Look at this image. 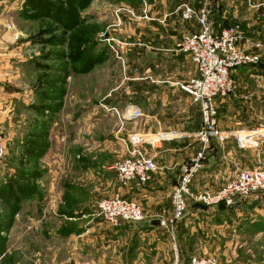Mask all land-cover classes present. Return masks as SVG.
<instances>
[{
	"label": "crops",
	"instance_id": "crops-1",
	"mask_svg": "<svg viewBox=\"0 0 264 264\" xmlns=\"http://www.w3.org/2000/svg\"><path fill=\"white\" fill-rule=\"evenodd\" d=\"M87 1L93 2L86 0L85 3ZM201 1H125L124 3L128 4L137 16L144 19L141 22L136 20L129 22L125 30H116L115 33L120 40L129 43L127 67L130 81L134 86V94L112 108L116 109L119 118L121 114L127 115V124L122 127L127 126L131 131L126 140L116 144L124 151L126 158L135 150H142L154 159L157 171L146 183L134 181L124 187L114 183L112 191L109 188L111 195L108 198L120 195L137 202L149 217L148 220L162 222L160 228H151L142 223L131 222H124L116 227L95 214L87 215V212H90L87 203L90 195L86 184H79L76 188L67 183L68 179L63 182L62 189L54 188V184L57 185L56 180L59 179L54 172L49 178L54 184L48 191V195H53L52 202L44 208L40 205L42 196L45 195L39 193L37 189L33 190L28 179H36L44 173L41 171V164L48 163L47 158L52 154V150L54 153V146L59 145L60 140L65 141L70 131L69 125L60 126L58 123L65 115L70 117L69 107L66 108L70 93L66 94L65 89L57 91V82L54 79L57 74L61 79L59 84L66 83L71 61L69 45L63 39L62 44L56 46L58 47L56 51H51L50 54L42 53L40 56L42 45L38 42L37 34L39 22L40 20L50 22V19L60 11L59 8L54 12L56 7L52 0H0V130H7L15 149L13 159L3 161L5 166L14 167V191L11 192L9 199L4 198L2 201L14 216H19L18 213L24 211V203L27 201L31 205L25 208L40 215L42 212L45 213L43 219L40 218L41 220L31 224L30 229H34L31 231L34 239L40 238L39 242L48 246L47 264H173L176 259L189 261L197 257L202 250V252L214 250L217 242H225V234L231 232L227 223L234 224L231 222L238 221L239 227L243 225L242 220H246V216L241 210L245 212L251 207L258 209L259 205L253 206L239 201L238 204H222L212 208L201 204L192 207L189 204L186 218L176 225L174 239L165 226L173 218L172 190L177 185L183 168L197 156L201 147L190 137L191 132L195 129L199 131L200 126L190 128L187 120L183 122V107L178 108L182 103V97L190 102L188 104L197 110L200 117L201 114L199 107L181 90L184 79L197 75L196 67L190 58L177 50L176 41L178 35L181 37V31L175 29L169 32L168 29L162 30L160 25L164 24L166 27L168 21L181 20L180 5L189 4L194 10H200ZM212 2V14L209 18L212 30L219 33L231 26L242 25L243 28L239 26L244 32L245 39L238 45V49L259 58V48L262 46L255 36L264 35V0H212ZM163 6L167 8L165 12H162ZM159 16L162 17L160 24L156 23L155 19ZM56 23L57 26L62 25L64 29H70V19L65 16ZM188 24L189 32L199 33L195 21ZM95 52L98 53L97 50ZM55 61L59 64L57 68L53 67ZM188 62L190 66H187ZM150 68H162V75H148ZM259 79L236 73L234 83L246 85L253 81L257 84ZM45 88L47 93H43ZM51 93H57L60 97L55 98ZM236 97L244 98L241 93ZM42 100H45L43 105ZM168 100H174L172 115ZM231 103L217 100V108L221 107V116L226 117L219 119V126L224 131L244 132L247 130L246 127H251L241 124L240 117L244 109L235 107L238 111V119L235 121L236 111ZM185 109L187 112L190 111L188 107ZM84 110L85 107L84 109L80 107L78 112L85 114ZM49 115L52 116V123H48ZM80 127L79 123L78 130L85 134L86 128ZM121 131L122 129L120 133ZM133 138L142 141L133 144L131 141ZM82 147H78L77 153L69 151L65 152V155L71 157V153L77 154L73 163L75 170L84 173L85 177L90 174L97 179L104 173L100 168H96L98 171L93 169L94 173L87 172L85 165L87 160L80 155ZM84 147L83 151L86 152V145ZM242 147L244 146L235 141H227L221 145L212 143L205 151L203 169L194 180L193 191L200 192L212 186L219 188L211 184L220 185L221 181L232 176L233 169L240 166L241 155L245 154V151H241L244 149ZM46 171L48 173V169ZM228 172L231 174L228 177L224 176ZM113 174L115 175V172ZM3 190L1 192L5 195L6 189ZM258 223L260 224L258 230H255V223L250 227L255 233L261 234L264 231L263 225L260 221ZM1 226L0 229L4 231L12 227L9 223ZM202 234H205V240H202ZM2 236L0 235V247L5 250L7 239L1 238ZM193 248L194 251H191Z\"/></svg>",
	"mask_w": 264,
	"mask_h": 264
},
{
	"label": "rangeland",
	"instance_id": "rangeland-1",
	"mask_svg": "<svg viewBox=\"0 0 264 264\" xmlns=\"http://www.w3.org/2000/svg\"><path fill=\"white\" fill-rule=\"evenodd\" d=\"M125 1L130 0H93L92 3H90L91 1L85 3L86 0H52V4L56 7L54 12L60 8L59 13H56L50 19V22L46 20H40L39 22V31L37 34L38 42L42 45L40 47V56H42V53L50 54L51 51H56L58 49L56 46L62 44V40L64 39L69 45V56L71 60L69 63V75L65 79V85H62V83L59 84L61 79L57 74L54 77L55 82H57V91L65 89L66 94L70 93L68 94L70 99L67 101L68 105H66V108L69 107L70 117L68 118L65 115L58 122L60 126L63 124L69 125L70 131L65 137V141L60 140L61 143L54 146V153L52 150V154L47 158L48 163L43 162L44 164H41L40 168L44 173H41L36 179H28V182L31 181L33 190L37 189L39 193L45 195L42 196V201L40 202L43 208L52 202L53 195H48V191L52 189V185L54 184L49 179L53 172L59 178L56 180L57 185L54 184V188L59 187V189H62L64 187L63 182L68 179L67 183L72 184L76 188L79 187V184H86L90 195L87 198V203L90 206V212H87V215H97L98 203L111 195L110 192L114 187V183L124 187L117 183L115 175L113 174L114 171L111 168L117 164L116 162L126 158L124 151L116 143L121 140H126L131 131L127 126L122 127L127 124V115L121 114V118H119L112 108L113 106L116 107L123 99L132 96L134 94V86L130 81V73L127 67V46L129 43L120 40L115 33L116 30H125L129 22L134 20L141 22L144 19V17L137 16L132 11L133 9L124 3ZM212 4V0H202L201 8L198 11L194 10L189 4L180 5L181 20H167L169 24L167 23L166 25L168 26L165 27L164 24H161V29H168L169 32L175 31V29L181 31V37L179 38L178 35L176 41L179 44L185 36L196 34L193 31L189 32L190 25L188 23H191V21H195L199 30H202L199 21L202 12L206 13L208 22H210L209 18L212 14ZM186 6L194 12L191 19L184 17ZM161 8L162 12H165L167 9L164 6ZM62 16L70 19V29H64L62 25L57 26L58 23L56 22ZM160 18L162 17H155L156 23L162 21ZM240 26L242 27V25ZM255 37L262 46V48H259L258 53L260 55L259 62L256 65L238 67L233 71V92L224 99V102L231 101L232 103L230 105L232 107L244 109L240 117L242 118L241 124L251 126L246 127L247 130L244 132L264 130V35ZM28 41H30V37ZM95 50H97V54H95ZM48 56L50 57V55ZM58 65V62L55 61L53 67L57 68ZM187 66H190L189 62ZM236 73L244 77H256L260 79L257 80V84L252 81L249 82L250 84L236 85L234 83ZM148 75L160 76L162 75V68H150ZM190 79H184L182 85ZM43 93H47L46 88ZM240 93L243 94L244 98L239 97L237 99L236 95L240 96ZM51 96L55 98L60 97L57 93H51ZM182 99V103L178 108L183 107V122L187 120V125L190 128H196L197 125L201 128L202 121L197 110L188 104L190 102L185 97H182ZM44 102L45 100H42L41 104H45ZM168 103L171 104L170 114L172 115L174 113V107L172 106L174 100H168ZM80 107L81 109L85 107L86 110L83 111L85 114L78 112ZM186 107L190 109L189 112L186 111ZM236 108L234 114L235 121L238 119V111ZM220 109L221 107L219 106L217 108V111H219L218 120L222 117L226 118L225 116H221ZM228 116L230 117V115ZM49 117L48 123H52V116L49 115ZM247 121L248 123H246ZM79 123L81 127L84 126L86 128L85 134L78 130ZM241 128L245 129V127ZM120 129H122L121 133ZM195 130L197 131V129ZM195 130L192 132L196 133ZM6 131L0 130L6 149L5 158L0 162V228L4 223H9L12 227L8 231L0 229V235H3L1 238L7 239V243L4 245L5 250L0 247V258L2 259L0 264H47L48 246L45 243L39 242L41 240L40 238L34 239L31 233L34 229H30L31 224L43 219L45 213L42 212L40 215L37 212L31 211L29 208H25L31 205L27 201L24 203V211H20L18 213L19 216H14L8 211L4 205L5 203L2 201L4 198H10L13 193L12 191H14L15 183L14 167L5 166L3 163V161L13 159L15 151L12 142H10L9 134ZM192 132L191 134H194ZM85 145L87 148L86 152L83 151ZM79 146H83L80 155L81 158L84 157L87 160L85 164L87 172L92 171L94 173L93 169L98 171V168L101 169L100 171H103L104 174L101 173L102 175L97 179L90 174L85 177L83 175L84 173H80L73 167V163L76 161L75 155H77L75 153H77L76 151ZM242 148L244 149H241V151H245V154L241 155L239 160L240 166H236L233 169L234 173L232 172V176L225 179V181H221L220 185L211 184L219 188L212 186L206 189L218 191L230 182L240 169L264 170V142L254 141V143L244 144ZM201 149L202 146L200 147V151ZM69 151L75 152L74 155L71 153V157L66 156L65 152ZM63 156L64 160H62ZM47 169L48 173L46 171ZM230 174L231 172H228L224 176L228 177ZM193 186L195 187V184ZM109 188H111V191ZM201 188L199 185V189ZM3 189H6L7 193L5 195L1 192L4 191ZM234 203L238 204L236 200H233L232 204ZM246 203L249 205L253 204V206L259 205L258 209L257 207H251L250 209H246L245 212L241 210V213L246 216V220H242L243 225L241 224L239 227L238 221L231 222L234 224L227 223L229 225V231L231 232L225 234V242H217L214 245L215 249L212 251L202 252V250L198 254L196 253L197 257L211 258L218 264H264V231L258 234L250 227L252 226L251 224L255 223V230H258L257 227L260 225L258 222L260 221L264 230V191L253 196ZM194 204L190 203V206H199ZM186 215L179 223L183 222ZM204 235L202 234V240H205ZM226 243L227 245H225ZM199 250L201 249L199 248ZM191 251H194V248Z\"/></svg>",
	"mask_w": 264,
	"mask_h": 264
},
{
	"label": "built area",
	"instance_id": "built-area-1",
	"mask_svg": "<svg viewBox=\"0 0 264 264\" xmlns=\"http://www.w3.org/2000/svg\"><path fill=\"white\" fill-rule=\"evenodd\" d=\"M193 15L192 9L186 6L184 17L191 19ZM199 21L202 30L198 34L185 36L177 44V50L187 55L197 70V75L181 85V90L200 109L202 126L190 137L195 139L202 149L190 164L183 168L179 181L172 190L173 218L167 224L164 223L172 239H174L176 225L187 214L190 203L205 207L230 205L233 200L247 202L264 191V170L262 169H240L234 178L218 191L209 189L193 191L194 180L203 169L205 151L212 143L235 141L244 146L254 141L264 142V130L248 132L222 130L219 126L217 111V100H224L233 92V71L238 67L256 65L259 58L247 55L238 49V45L244 39V32L239 25L215 33L205 12H202ZM113 111L117 113L116 109ZM131 141L137 144L142 140L133 138ZM5 155L4 138L0 134V162L4 160ZM112 170L115 172L118 183L128 186L134 181L148 182L151 175L157 171V165L154 159L142 150H135L129 158L118 162ZM97 215L116 227L124 222L141 224L149 219L137 202L120 195L100 201L97 206ZM173 264L218 263L207 257H193L189 261L176 259Z\"/></svg>",
	"mask_w": 264,
	"mask_h": 264
},
{
	"label": "water",
	"instance_id": "water-1",
	"mask_svg": "<svg viewBox=\"0 0 264 264\" xmlns=\"http://www.w3.org/2000/svg\"><path fill=\"white\" fill-rule=\"evenodd\" d=\"M142 224L148 225L151 228H160L162 226L161 221H152V220H147L143 222Z\"/></svg>",
	"mask_w": 264,
	"mask_h": 264
}]
</instances>
